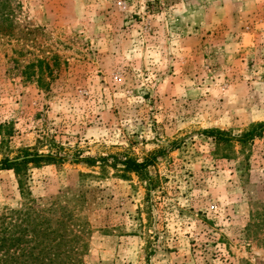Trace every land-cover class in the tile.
<instances>
[{
    "label": "rangeland",
    "instance_id": "1",
    "mask_svg": "<svg viewBox=\"0 0 264 264\" xmlns=\"http://www.w3.org/2000/svg\"><path fill=\"white\" fill-rule=\"evenodd\" d=\"M261 122L264 0L0 1V159H62L0 170V218L63 219L84 264H264Z\"/></svg>",
    "mask_w": 264,
    "mask_h": 264
},
{
    "label": "trees",
    "instance_id": "2",
    "mask_svg": "<svg viewBox=\"0 0 264 264\" xmlns=\"http://www.w3.org/2000/svg\"><path fill=\"white\" fill-rule=\"evenodd\" d=\"M263 130L264 122L257 123L237 140H249L260 135ZM204 132L217 141L232 140L231 137L216 129ZM111 156L114 158L110 163L112 166L116 167L120 164L124 171L134 172L141 179L148 180V184L145 185L147 193L155 187L152 179H147V168L150 164L147 159L139 162L129 156L124 159H119L117 155ZM60 160L62 159L59 155L25 148L12 158L2 157L0 170L13 169L19 177L18 182L23 190L22 176L29 165L39 166L42 162L54 163ZM99 160L105 159L101 157ZM79 161L93 165L96 159L86 157ZM25 206L16 213L15 219L10 218L6 222L5 218H0V264H84L82 256L86 245L79 243L78 232H74L63 219L59 218L56 219L58 226L52 227L53 219L45 211H36L33 215L31 207ZM257 213L255 218L260 217ZM67 219H71V215H68ZM254 236H257V231Z\"/></svg>",
    "mask_w": 264,
    "mask_h": 264
}]
</instances>
